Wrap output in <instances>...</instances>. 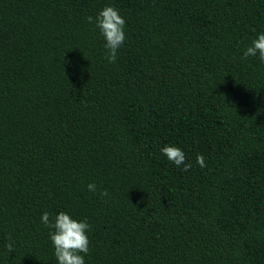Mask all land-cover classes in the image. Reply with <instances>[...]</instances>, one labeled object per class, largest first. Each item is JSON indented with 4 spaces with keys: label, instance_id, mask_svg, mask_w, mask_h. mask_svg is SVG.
<instances>
[{
    "label": "trees",
    "instance_id": "16d2710c",
    "mask_svg": "<svg viewBox=\"0 0 264 264\" xmlns=\"http://www.w3.org/2000/svg\"><path fill=\"white\" fill-rule=\"evenodd\" d=\"M261 33L264 0H0V264H58L45 212L87 220L85 264H264Z\"/></svg>",
    "mask_w": 264,
    "mask_h": 264
},
{
    "label": "clouds",
    "instance_id": "9594fccd",
    "mask_svg": "<svg viewBox=\"0 0 264 264\" xmlns=\"http://www.w3.org/2000/svg\"><path fill=\"white\" fill-rule=\"evenodd\" d=\"M89 23H94L103 35L106 44L107 53L105 59L109 63H115L117 60L118 50L126 41L125 25L126 21L121 16L118 9L107 6L94 19L89 16ZM264 62V33L258 35L249 47L244 51V57H256ZM163 155L177 167L182 166V171L187 172L191 169L192 164L186 162L185 152L177 146H165L162 150ZM197 164L201 168L206 167L203 155H197ZM88 190L95 193L97 187L94 183L88 184ZM101 196L109 195L107 190L100 193ZM42 223L52 229L49 233L50 239L54 246V254L58 264H85V255L89 253L90 240L88 230L90 224L87 220L78 221L66 212H60L54 220L50 221L49 213L45 212L41 217ZM6 245L9 252L14 251L11 237Z\"/></svg>",
    "mask_w": 264,
    "mask_h": 264
}]
</instances>
